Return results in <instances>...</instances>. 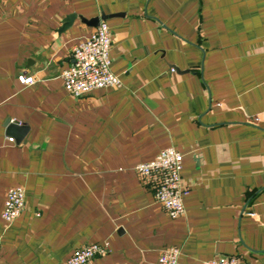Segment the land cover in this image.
<instances>
[{"label":"crops","instance_id":"crops-1","mask_svg":"<svg viewBox=\"0 0 264 264\" xmlns=\"http://www.w3.org/2000/svg\"><path fill=\"white\" fill-rule=\"evenodd\" d=\"M96 16L120 83L74 95L61 72ZM167 146L184 154L178 216L134 170ZM93 242L109 250L82 264H157L172 245L177 264H264V0H0V264Z\"/></svg>","mask_w":264,"mask_h":264},{"label":"built area","instance_id":"built-area-1","mask_svg":"<svg viewBox=\"0 0 264 264\" xmlns=\"http://www.w3.org/2000/svg\"><path fill=\"white\" fill-rule=\"evenodd\" d=\"M111 30L105 20H100L95 28L72 47V62L61 72L65 89L80 95L98 87L118 85L119 77L110 68L109 49ZM23 83H33L34 76L24 72L18 74ZM9 139L13 140L12 137ZM184 154L174 146L160 149L149 160L134 165V170L145 183L153 189L155 198L172 216L186 211L184 197L189 187L183 183L182 168ZM25 203V191L20 185L8 187L1 210L2 218L11 222L22 210ZM109 250L108 243H87L73 248L66 259V264H82L95 255L104 254ZM181 249L172 245L163 250L157 264H177ZM205 264H245L237 256L220 255L208 259Z\"/></svg>","mask_w":264,"mask_h":264},{"label":"water","instance_id":"water-1","mask_svg":"<svg viewBox=\"0 0 264 264\" xmlns=\"http://www.w3.org/2000/svg\"><path fill=\"white\" fill-rule=\"evenodd\" d=\"M73 15L74 14L68 15L66 20L69 21L73 17ZM102 17H103V15H102ZM99 21H100V17L99 16H96L93 19L89 20V22H92L93 24H98ZM7 122H8L7 123L8 131L10 133H15L16 131H18L20 129L24 130L26 128L24 125H21V124H19L17 122H14V121H10L9 119H8ZM19 136L20 135H16V137H18V138H19Z\"/></svg>","mask_w":264,"mask_h":264}]
</instances>
